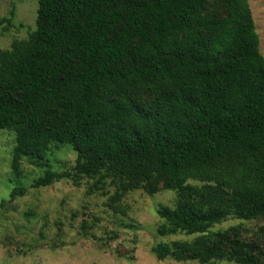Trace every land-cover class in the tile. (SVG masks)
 Returning a JSON list of instances; mask_svg holds the SVG:
<instances>
[{"label": "trees", "instance_id": "obj_1", "mask_svg": "<svg viewBox=\"0 0 264 264\" xmlns=\"http://www.w3.org/2000/svg\"><path fill=\"white\" fill-rule=\"evenodd\" d=\"M2 129L14 170L51 146L76 153L74 173L47 169L36 188L109 178L115 209L129 191H173L157 235L195 237L156 243L157 260L260 264L264 247L236 227L210 230L264 217V57L248 0H38L36 29L0 50Z\"/></svg>", "mask_w": 264, "mask_h": 264}, {"label": "rangeland", "instance_id": "obj_2", "mask_svg": "<svg viewBox=\"0 0 264 264\" xmlns=\"http://www.w3.org/2000/svg\"><path fill=\"white\" fill-rule=\"evenodd\" d=\"M218 0H209V7ZM264 57V0H248ZM38 0H0V50L13 41L27 40L36 29ZM15 133L0 130V264H200L197 261H159L151 252L158 242L192 239L195 236L157 235L163 222L161 206L173 207L175 193L159 190L127 192L113 208L116 192L109 178L80 177L77 183L65 178L48 186L34 187L44 171L74 173L76 153L69 145L51 146L42 158H22L12 168ZM15 188L24 194L10 198ZM264 217L234 218L216 224L212 231L237 228L243 242L264 247ZM213 264H236L225 260ZM264 264V255L260 256Z\"/></svg>", "mask_w": 264, "mask_h": 264}]
</instances>
